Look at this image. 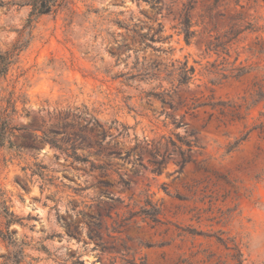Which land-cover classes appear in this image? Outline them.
<instances>
[{
    "label": "rangeland",
    "instance_id": "374dc122",
    "mask_svg": "<svg viewBox=\"0 0 264 264\" xmlns=\"http://www.w3.org/2000/svg\"><path fill=\"white\" fill-rule=\"evenodd\" d=\"M57 1L36 15L27 0H0V51L22 46L0 77V114L27 128L0 148V231L23 245L21 264H264V109L253 102L264 87V0ZM185 8L189 43L178 26ZM119 22L160 30L146 43L165 53L136 42L112 58L129 43ZM216 39L224 50H206ZM136 57L187 61L195 76L174 83L171 107L146 103L140 91L158 82L115 78L137 74ZM237 67L248 72L222 79ZM82 105L128 127L126 148L136 144L138 160L113 167L126 184L54 150L35 130L51 127L49 114ZM173 134L192 144L182 147L181 169L166 145ZM149 202L158 222L138 213ZM11 252L0 238V264H12Z\"/></svg>",
    "mask_w": 264,
    "mask_h": 264
},
{
    "label": "trees",
    "instance_id": "16d2710c",
    "mask_svg": "<svg viewBox=\"0 0 264 264\" xmlns=\"http://www.w3.org/2000/svg\"><path fill=\"white\" fill-rule=\"evenodd\" d=\"M57 0H27L28 6L31 7V11L36 15L49 14L54 6L57 4ZM186 8L184 9L182 15L179 19V32L183 35L184 41L189 43L194 31L191 30V23L186 14ZM118 26L124 29L127 33L129 43L120 46L116 45L111 52V57L116 60L123 54H129L130 47L133 43H140L146 47L158 53H165L162 49H155L150 47L146 42L154 43L156 42L155 35L160 30L156 31L154 34L149 33H139L137 31V25H129L119 22ZM142 30V29H141ZM142 32V31H141ZM22 47V46H21ZM20 45L15 44L10 50L0 51V77L5 75L9 66L12 63L13 56L20 50ZM224 50L222 44H220L217 39L214 43H211L206 50L217 52L218 50ZM130 55H126L128 60ZM135 69L137 74H121L115 76V78H123V83H129L139 76L142 75L144 79H139V82L147 81L150 83L158 82L150 91H140V100H145L146 103L159 102L161 104H167L172 106V92L176 86H186L189 85L195 76V69L193 66H189L187 61H174L169 65H164L156 60H146L142 58H135ZM247 69L244 67H237L232 69L229 74H222V79H238L243 74L247 73ZM163 82H167L171 85V89H166L163 87ZM174 83L176 86H174ZM255 104L262 103L264 109V87L260 88L255 94V99L253 100ZM224 105L223 103H199L192 104L189 110H196L202 106L214 105ZM48 121L51 122V127L49 129H43L39 131L41 133V139L48 144L54 150L65 154L66 157L72 158L74 161L82 164H89L91 171H97L102 176H108L112 172H115L119 176L121 183L126 184V181L118 174L117 171L113 169L115 166H120L117 161H124L127 164H134L138 160V156L134 153L137 150V145L133 147L126 148V138L128 137V127L113 120L111 122H104L100 119L99 113L91 109L89 110L87 106L82 105L81 107H76L73 111L65 110L59 111L57 114L48 115ZM11 119L7 110L3 109L0 114V148H2L6 143L12 145L10 141V136L13 130L24 129L16 128L10 125ZM41 122L45 125L46 121L41 118ZM178 127V125H176ZM175 140L168 137L166 145L177 150L182 158V163L180 169L187 162L183 158L185 151L192 148V144L186 141L184 138L180 137L178 134H173ZM245 136L236 140L228 148V151L233 150L237 147L240 141H243ZM185 147V151L182 149ZM81 152V153H79ZM84 152L87 156H84ZM160 157L158 154H156ZM155 167V173H159L162 162L152 163ZM146 206L150 208H141L138 213L143 216V218H148L152 222H158L159 209L156 205L152 203H146ZM90 218V217H89ZM66 232L68 236L72 237L74 230L70 224L65 225ZM0 238L8 243L12 248V252L8 256V260L12 264H21L23 259V245L21 242H17L11 237H6V235L0 231Z\"/></svg>",
    "mask_w": 264,
    "mask_h": 264
}]
</instances>
